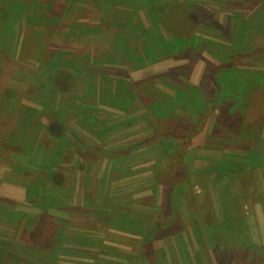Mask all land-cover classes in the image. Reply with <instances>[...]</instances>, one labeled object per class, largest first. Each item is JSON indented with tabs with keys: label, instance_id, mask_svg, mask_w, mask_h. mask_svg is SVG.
Returning a JSON list of instances; mask_svg holds the SVG:
<instances>
[{
	"label": "rangeland",
	"instance_id": "rangeland-1",
	"mask_svg": "<svg viewBox=\"0 0 264 264\" xmlns=\"http://www.w3.org/2000/svg\"><path fill=\"white\" fill-rule=\"evenodd\" d=\"M84 1L0 0V243L11 248L8 260L27 252L39 264H264V108L252 125L229 127L224 119L221 132L209 135L223 108L215 102L212 67L225 61L264 72V0H186L198 11L195 40L152 62L138 60V38L147 29L163 38L164 30L145 3L118 4L115 21L125 25L117 29L103 24L104 3L94 10L97 0ZM98 26L113 33L90 45L84 35L99 32ZM116 43L120 50L111 46ZM56 53L64 55L56 68L69 72L72 82L61 78L67 91L52 84L43 98L29 79L52 69ZM121 83L134 97L123 110L107 104V89ZM154 88L170 96L201 94L204 112L155 120L144 96ZM259 91L251 108L257 98L264 102V87ZM241 93L235 99L243 111ZM19 104L42 111L40 130L21 121L13 109ZM55 119L70 146L60 163L53 142L41 135ZM31 144L47 151L43 163L23 155L20 149ZM40 177L42 194L28 198ZM226 214L240 220L231 233ZM156 220L160 230L147 243ZM21 260L17 264L29 262Z\"/></svg>",
	"mask_w": 264,
	"mask_h": 264
},
{
	"label": "trees",
	"instance_id": "trees-1",
	"mask_svg": "<svg viewBox=\"0 0 264 264\" xmlns=\"http://www.w3.org/2000/svg\"><path fill=\"white\" fill-rule=\"evenodd\" d=\"M86 0L83 2L85 3ZM101 3H104L106 7L108 8L105 10L104 13L106 16V20L103 19V24H108V28L110 26L116 27L117 29H120L122 26L125 25V22L120 20L119 22L115 21V13L117 11L118 4H125L128 7L132 6H141L142 3H145L147 5L148 15L149 17L155 18V25L160 26L164 30V36L163 38L157 39V36H154V33L150 31L149 29L143 30V34L138 38L141 40L143 50L141 53V57L138 58L141 62H152L157 60V56L160 54L165 56L174 55V53H180L186 49H188L191 45V43L195 40V33L197 30V27L199 25V19H198V11L197 9L189 4L186 0H174V1H165V0H97L94 10L101 9ZM89 5L90 2L88 0ZM144 8V7H143ZM16 14L20 12L17 8H14ZM8 12V11H7ZM6 12V16L8 17V13ZM18 17V16H17ZM12 18L15 19V16L12 15ZM17 19V18H16ZM121 25V26H118ZM102 26L96 27L97 30L100 29ZM144 29V27H143ZM94 31V33L92 32ZM113 33L112 29H105V27L101 28L99 32H96V29L91 30L87 33V35H84L85 39H88L90 41V45L95 44V40H101V38L106 37V33ZM83 34V33H82ZM115 36L117 38L120 37V34L115 33ZM114 37V36H113ZM115 37V38H116ZM113 39L112 42H116V39ZM113 46L116 50H120L118 48V43ZM218 49H220V46H216ZM154 48L155 50L150 53L151 49ZM161 49V50H160ZM125 50L126 47H125ZM124 49H122V52H125ZM160 50V51H156ZM64 58L63 54L56 53L53 57L50 58L51 60L48 64L50 65L49 70H44L41 72V76H36L34 78H30L29 82H31L35 92L42 96L43 98L49 97L47 96L49 86H52L54 84L56 88L60 89L62 92L67 91V88L65 86L62 87L61 83L59 84V81L61 78H64V82L68 83L69 85L72 82V78H69V72L57 69L56 67L62 63V59ZM156 58V59H155ZM221 60V59H220ZM62 61V62H61ZM221 66H213L212 72L216 76L214 80V88L216 90L215 92V102L221 104L223 106L222 110L220 111V117L218 118L216 124L212 128V131L210 132V137L218 135L222 129V127L219 124H222L224 122V119L227 120V125L229 127H234L236 122L240 121L245 122L247 124L252 125L254 122H257L258 117L263 113L264 108V102H260L257 98V100L254 102L253 107L251 108V105L249 103V100L251 97L257 96L259 97V89L261 90L264 87V72H254V71H247V70H240L237 69L235 66L226 63L225 61H221ZM44 65V63H42ZM55 68V69H53ZM54 71V72H53ZM37 72H31V74H36ZM28 74V73H27ZM67 78L70 79L67 81ZM148 80L143 81L144 83H147ZM238 84V86H236ZM124 83L119 84L118 88L115 90H111L110 88L107 89V93L110 100H112V103L107 102V104L112 105L116 108H119L123 110L125 108L124 106L128 102L129 99L134 100V97L132 94L130 96H126L124 93V90L121 88L123 87ZM53 87V86H52ZM54 89V88H51ZM155 93L151 95H144L145 98H148L151 100L150 105V113L151 117H153L155 120L158 121H174L180 118L189 119L194 115H197L201 112H204L205 109L204 106L206 105V99L203 98V96L200 94H197L193 96L192 93H188L186 90H181L175 93V95L170 96L166 95L164 93H161L159 90L154 88ZM236 91H242L241 97H246V104L243 111L239 110V103L236 101L235 98L239 99V96H236ZM50 100V98H49ZM116 102L122 103V105H117ZM146 103V102H145ZM230 108V111L227 112L225 109ZM13 109L16 111L17 115H20L21 121H25V123L30 128H37L40 130L41 126L38 122V115L42 113H37L35 109H32L30 107H23L19 104V106H14ZM48 111H53V107H48ZM196 111V113H195ZM128 114L130 111H126ZM84 116H88L87 112L82 113ZM234 115L233 118L230 117V115ZM254 117H253V116ZM54 122L47 124V127H44V130L46 134L41 133V135L46 137L45 139L49 142H53L55 148L53 150L54 152V160L57 163H60L62 161H67L68 157L65 155L66 150H70V146L67 142V137L62 134V126L63 124L61 122H58L56 119L53 120ZM94 122V121H93ZM95 124H99L98 119L95 121ZM244 123V124H245ZM37 142V141H35ZM26 148V146H24ZM23 155L29 157H32L30 160L35 162L37 160H40L41 163L45 161V157L47 155V151L44 153L42 148H40L38 145H32L31 148L26 149H20ZM28 152L27 154H25ZM63 155V156H62ZM64 157V158H63ZM41 158V159H40ZM252 159H254L252 157ZM29 160V161H30ZM253 162V161H251ZM44 170V165L41 167ZM52 165L48 169L49 175L51 171ZM221 169V166L219 167ZM226 171V170H225ZM41 186H43V179L40 177L38 181H33L30 189L27 190V197L30 199L37 200V196L42 194ZM118 218H122V214L117 215ZM224 218V217H223ZM225 225L227 232L231 233L232 230V224L235 223V221L238 220L237 216L233 214H226L225 218ZM243 219V218H242ZM159 220V218H158ZM116 228L121 229L118 225ZM160 230V223L159 221H155L154 224H151L147 231V238L144 237V241L147 243H150L156 236L158 231ZM246 243V249L248 248V245L251 243L248 241V239L245 240ZM27 248V247H26ZM8 244H2L0 243V261L4 262V264H17L19 263L20 259L21 262H28L27 264H39L36 262V258L34 255L28 254L26 251V256L23 258L15 257L12 261L8 260V257L10 256V250ZM25 250L24 248H22ZM41 257V256H40ZM43 257V256H42ZM42 261L47 260L48 257L40 258ZM50 260V258H49ZM119 264L115 262H110L106 260H100L96 264Z\"/></svg>",
	"mask_w": 264,
	"mask_h": 264
}]
</instances>
